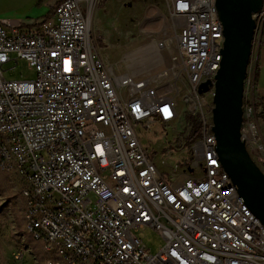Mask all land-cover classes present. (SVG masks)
Returning a JSON list of instances; mask_svg holds the SVG:
<instances>
[{
	"label": "built area",
	"instance_id": "obj_1",
	"mask_svg": "<svg viewBox=\"0 0 264 264\" xmlns=\"http://www.w3.org/2000/svg\"><path fill=\"white\" fill-rule=\"evenodd\" d=\"M98 0H54L31 21L0 19V170L17 178L33 236L64 264H264V226L215 161L211 113L198 85L219 68L214 0H166L183 70L149 77L106 65L90 38L86 12ZM264 14V8L259 17ZM257 23L256 48L262 35ZM250 81L255 90L257 53ZM25 61L31 79L6 80ZM182 77L187 92L171 87ZM169 80V81H168ZM212 96V94H211ZM252 98L242 107L241 139L264 163V122ZM195 118L198 137L184 180L167 177L138 133ZM191 126V124H190ZM251 144V145H250ZM15 180V178H14ZM151 228L155 253L136 235ZM85 229V236H78ZM97 245L98 254H91Z\"/></svg>",
	"mask_w": 264,
	"mask_h": 264
},
{
	"label": "rangeland",
	"instance_id": "obj_2",
	"mask_svg": "<svg viewBox=\"0 0 264 264\" xmlns=\"http://www.w3.org/2000/svg\"><path fill=\"white\" fill-rule=\"evenodd\" d=\"M54 0H0V19H18L33 21L47 15L49 7ZM264 8V7H263ZM262 8V9H263ZM90 38L103 59L104 63L121 73H129L145 78L144 74L160 87L164 88L167 79L160 77L163 73L171 76L172 71L178 74L183 70L184 62L179 59L171 63L167 54L175 53L174 31L170 27L169 10L166 0H98L92 3L87 12ZM258 26L264 33V14L254 15ZM252 55L255 54L256 36ZM170 41V51H160L158 42ZM264 42L262 36L261 42ZM150 49V50H149ZM254 52V53H253ZM158 56V60L154 57ZM153 55V56H152ZM251 55V57H252ZM158 62V67L149 72L141 71L149 62ZM253 59L247 68L244 81L243 104L252 98L259 109L256 90L253 91L250 81ZM255 82L259 86L261 74L264 72L262 64H257ZM34 71L27 66L25 61H20L12 70L4 72L6 80L31 79ZM169 81V80H168ZM171 87L174 92L179 90L177 98L187 92V86L182 77ZM207 111L211 113V93L204 95ZM258 118L264 122V112H259ZM187 120H179L172 125L164 126L160 122H153L148 129H141L138 133L141 143L150 151V156L157 161L159 170H164L167 177L182 179L183 172L190 174L191 169L187 164L194 165L188 154L192 150L195 139L187 142L190 131ZM251 145V144H250ZM249 153V151H248ZM251 158L264 174V163L257 159L255 153L250 152ZM15 178V180H14ZM5 174L0 170V264L5 261L13 264H45L46 254L41 241L35 239L25 228L23 220L24 204L21 199L20 185L17 178ZM138 238L155 253L161 245L160 236L151 228H145L136 233Z\"/></svg>",
	"mask_w": 264,
	"mask_h": 264
},
{
	"label": "water",
	"instance_id": "obj_3",
	"mask_svg": "<svg viewBox=\"0 0 264 264\" xmlns=\"http://www.w3.org/2000/svg\"><path fill=\"white\" fill-rule=\"evenodd\" d=\"M222 25L221 60L213 81L206 79L199 94L211 92V131L215 153L236 192L264 226V174L241 139L244 81L253 49L254 15L264 0H214Z\"/></svg>",
	"mask_w": 264,
	"mask_h": 264
},
{
	"label": "bare ground",
	"instance_id": "obj_4",
	"mask_svg": "<svg viewBox=\"0 0 264 264\" xmlns=\"http://www.w3.org/2000/svg\"><path fill=\"white\" fill-rule=\"evenodd\" d=\"M214 12H215V16H218L216 8H215V3H214ZM217 33H218V35H222V25H221V22L219 19H217ZM256 37H258V35ZM254 40L255 39H253V42H254ZM254 43H253V46H254ZM222 46H223V43H221V45H219V53L220 54H221ZM154 55H155V53H154ZM155 56L156 57H154V58L156 60H158V56L157 55H155ZM220 60H221V58H220ZM242 107H244V104L242 105ZM214 146H215V140H214ZM215 161H218V159L216 157V153H215ZM241 204H242V209L249 210V208L245 204L244 199L242 197H241ZM24 205L25 206L23 208V220H24L25 228H26L27 232L33 236V232L30 230V219H28V217H27V207H26V204H24ZM257 221L260 222V220L258 218H257ZM78 236H85V229H78ZM33 237L35 239L39 240V237H36V236H33ZM90 252H91V254H98L97 245H90ZM53 262H56L57 264H64L65 263V256H63V253L61 251H53ZM45 264H46V260H45Z\"/></svg>",
	"mask_w": 264,
	"mask_h": 264
},
{
	"label": "crops",
	"instance_id": "obj_5",
	"mask_svg": "<svg viewBox=\"0 0 264 264\" xmlns=\"http://www.w3.org/2000/svg\"><path fill=\"white\" fill-rule=\"evenodd\" d=\"M53 5V4H52ZM262 36L264 37V33L262 32V35H261V39H262ZM257 53V64L260 63L262 64V69L264 71V42L260 40V43H259V48L255 46V54L256 55ZM158 67V62H148L147 65H145L144 68L141 69V71H144V72H149L151 71L153 68H157ZM134 74V73H133ZM145 77H148V74H144ZM255 90H256V95H257V98H258V101H259V104L262 106V108L264 107V72L261 74V77H260V83H259V86L257 85V83L255 82ZM164 170H160L163 172L164 175L165 174V171L167 169H169V167H165L163 168ZM183 178L180 179L181 180H184L185 178H187L189 176V174L187 172H183ZM1 264H13L12 262H9V261H5L4 263H1Z\"/></svg>",
	"mask_w": 264,
	"mask_h": 264
},
{
	"label": "trees",
	"instance_id": "obj_6",
	"mask_svg": "<svg viewBox=\"0 0 264 264\" xmlns=\"http://www.w3.org/2000/svg\"><path fill=\"white\" fill-rule=\"evenodd\" d=\"M41 1L42 0H38V3L40 4ZM54 7H55V5H52V6L49 7V11L47 12L46 16H49L50 14L53 13ZM262 112H264V107L262 109ZM189 124H191V127H190L189 134L187 135V138H186L188 143L193 141L194 139H196L198 137V134H199V132H198V123H197L196 119L192 118L191 121L189 120ZM46 259H47V257H46Z\"/></svg>",
	"mask_w": 264,
	"mask_h": 264
}]
</instances>
